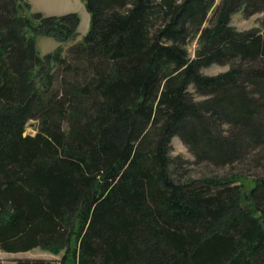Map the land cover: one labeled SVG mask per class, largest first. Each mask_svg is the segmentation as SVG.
Masks as SVG:
<instances>
[{
    "label": "trees",
    "instance_id": "trees-1",
    "mask_svg": "<svg viewBox=\"0 0 264 264\" xmlns=\"http://www.w3.org/2000/svg\"><path fill=\"white\" fill-rule=\"evenodd\" d=\"M83 1L90 28L64 50L77 12L0 0V249L62 253L14 264H264V20L232 24L264 0ZM40 35L61 44L42 54ZM174 137L198 163L260 173L250 188L188 176Z\"/></svg>",
    "mask_w": 264,
    "mask_h": 264
},
{
    "label": "rangeland",
    "instance_id": "rangeland-1",
    "mask_svg": "<svg viewBox=\"0 0 264 264\" xmlns=\"http://www.w3.org/2000/svg\"><path fill=\"white\" fill-rule=\"evenodd\" d=\"M31 3V9L34 12H41L45 16L50 15H62L69 12H77L80 15V23L77 28L78 35L75 40L62 44L64 50L68 49L73 43L80 41L83 36L88 32L90 28V13L88 12L83 0H29ZM264 20V12H256L254 14H247L244 11H238L233 15L232 24L239 30H247L254 27H262ZM61 43L55 38L40 35L37 39V45L42 54L53 51ZM197 47L196 41L189 45V51L192 56L195 55ZM229 69V65L213 64L203 68V72L206 74H218L220 72ZM190 90L194 92L193 86ZM197 99L203 97L196 95ZM37 121L31 119L27 123L26 134H36ZM173 156H181L186 163V174L195 178H207V177H225L234 173H244L246 177H243L241 181L246 184V188H250L253 184L251 182V175H257L260 173L259 168L248 166L251 161L247 163H235L233 165L214 166L212 164L195 161V157L189 150L188 146L181 140L180 137H174L172 139V151ZM250 162V163H249ZM245 165V166H244ZM252 166V165H251ZM240 182V181H239ZM62 256L61 254H54L52 252L43 250L41 248H35L26 252H6L0 249V264H14L15 259L18 258H33V259H48L52 261H58Z\"/></svg>",
    "mask_w": 264,
    "mask_h": 264
}]
</instances>
